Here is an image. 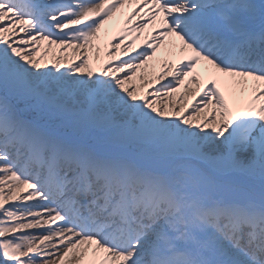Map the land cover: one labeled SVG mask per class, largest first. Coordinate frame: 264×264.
Masks as SVG:
<instances>
[{
  "label": "snow or ice",
  "instance_id": "1",
  "mask_svg": "<svg viewBox=\"0 0 264 264\" xmlns=\"http://www.w3.org/2000/svg\"><path fill=\"white\" fill-rule=\"evenodd\" d=\"M0 264H264V0H0Z\"/></svg>",
  "mask_w": 264,
  "mask_h": 264
},
{
  "label": "bare ground",
  "instance_id": "2",
  "mask_svg": "<svg viewBox=\"0 0 264 264\" xmlns=\"http://www.w3.org/2000/svg\"><path fill=\"white\" fill-rule=\"evenodd\" d=\"M114 43H115V41H114ZM138 43H139V42H138ZM158 55H161V56H162V55H163V50H161V53H159Z\"/></svg>",
  "mask_w": 264,
  "mask_h": 264
}]
</instances>
